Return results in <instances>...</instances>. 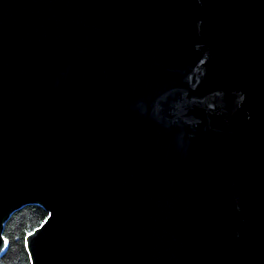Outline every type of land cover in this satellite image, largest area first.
Instances as JSON below:
<instances>
[{
	"label": "water",
	"instance_id": "obj_1",
	"mask_svg": "<svg viewBox=\"0 0 264 264\" xmlns=\"http://www.w3.org/2000/svg\"><path fill=\"white\" fill-rule=\"evenodd\" d=\"M26 205L30 264H264V0H0V258Z\"/></svg>",
	"mask_w": 264,
	"mask_h": 264
},
{
	"label": "trees",
	"instance_id": "obj_2",
	"mask_svg": "<svg viewBox=\"0 0 264 264\" xmlns=\"http://www.w3.org/2000/svg\"><path fill=\"white\" fill-rule=\"evenodd\" d=\"M46 216L45 210L38 205H26L12 213L3 229L8 247L0 258V264H30L24 237L38 227Z\"/></svg>",
	"mask_w": 264,
	"mask_h": 264
},
{
	"label": "snow or ice",
	"instance_id": "obj_3",
	"mask_svg": "<svg viewBox=\"0 0 264 264\" xmlns=\"http://www.w3.org/2000/svg\"><path fill=\"white\" fill-rule=\"evenodd\" d=\"M29 235H31V233H29Z\"/></svg>",
	"mask_w": 264,
	"mask_h": 264
}]
</instances>
